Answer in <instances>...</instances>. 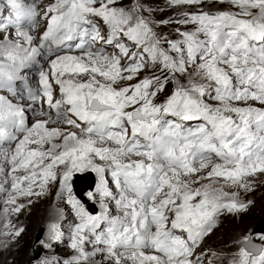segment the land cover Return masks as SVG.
Listing matches in <instances>:
<instances>
[{
    "label": "snow or ice",
    "instance_id": "obj_1",
    "mask_svg": "<svg viewBox=\"0 0 264 264\" xmlns=\"http://www.w3.org/2000/svg\"><path fill=\"white\" fill-rule=\"evenodd\" d=\"M165 3L156 19L145 0H0L5 249L25 231L9 217L55 187L71 255L51 254L52 220L34 264H264L252 228L198 251L264 174V0ZM88 171L95 213L73 191Z\"/></svg>",
    "mask_w": 264,
    "mask_h": 264
},
{
    "label": "rangeland",
    "instance_id": "obj_2",
    "mask_svg": "<svg viewBox=\"0 0 264 264\" xmlns=\"http://www.w3.org/2000/svg\"><path fill=\"white\" fill-rule=\"evenodd\" d=\"M145 3L153 8H165V11L153 12V16L156 19L167 18L174 15L175 10H167L166 3L162 0H145ZM229 8L230 6L227 4H212L205 6L204 10L214 12L218 10H228ZM171 27L175 26L171 25L168 27H161L160 29H158V31L161 34L167 33L170 32ZM111 50L113 51V49ZM90 173L92 174V178L94 181V190L97 182V177L95 173ZM73 181L74 176L72 183ZM253 186L254 191L249 193L241 192L240 195V198L243 200L251 199L254 201V205L250 208V210L246 214H242L238 220L231 214L223 215L221 217L222 222L220 224V227H218L211 236L205 239L202 248L198 249V251H203L204 249L214 250L216 248H222L223 250L229 251L230 249L227 248V245L231 240L236 238L239 232L248 230L249 228L254 229L264 221V174L257 175V178L253 181ZM228 190L234 191L235 189ZM88 192H86L84 195V199L88 203H85L86 207H92L88 209L93 213L98 212L97 205L94 204L91 200H88ZM31 199L33 200V203L31 205H28L25 208L21 209L18 214H14L9 217L12 224L17 227H23L25 231L18 239V242L11 245L7 249H5L3 247V244L0 243V264H34V255L36 252H40V255L46 254L45 251L39 246L38 238L39 240L46 238V225L52 220H59L61 226H63L62 231L64 232V243L59 244L58 247L55 246V252L51 254L62 258L68 257L67 252L65 251V249H63L65 248V244L67 242L65 232H67L72 221L71 213L68 212V207L66 206V204H63L62 201L56 200L55 187H53L52 190L45 196L39 197L38 199H36V197H32ZM3 207V194H0V230H3V218L1 217ZM57 209L64 210V219L59 218ZM4 239V237H0V241H3ZM205 264H207V262ZM213 264H220V262L213 260Z\"/></svg>",
    "mask_w": 264,
    "mask_h": 264
},
{
    "label": "water",
    "instance_id": "obj_3",
    "mask_svg": "<svg viewBox=\"0 0 264 264\" xmlns=\"http://www.w3.org/2000/svg\"><path fill=\"white\" fill-rule=\"evenodd\" d=\"M74 194L82 200L84 203L88 204L84 199V195L88 191H92L94 188V181L92 178V174L90 172H86L84 174H74V181L72 183ZM89 208H92L88 206ZM257 232H264V221L261 222L258 226L254 228ZM39 240V238H38ZM40 256V252H36L34 257L35 259Z\"/></svg>",
    "mask_w": 264,
    "mask_h": 264
},
{
    "label": "bare ground",
    "instance_id": "obj_4",
    "mask_svg": "<svg viewBox=\"0 0 264 264\" xmlns=\"http://www.w3.org/2000/svg\"><path fill=\"white\" fill-rule=\"evenodd\" d=\"M162 1H164L165 2V0H162ZM107 51H108V53L109 54H111L112 53V50L111 49H107ZM29 118L31 119V114L29 113ZM53 126V125H52ZM257 175H259V174H257ZM108 179H109V181H110V176L108 177ZM53 188V187H52ZM114 190V189H113ZM95 191V189L93 190V192ZM39 197H36V199H38ZM97 205V204H96ZM67 206V205H66ZM68 207V206H67ZM89 208V207H88ZM97 208H98V211H99V207H98V205H97ZM49 209V208H48ZM68 209H69V211L68 212H70L71 213V211H70V208L68 207ZM90 209V208H89ZM227 213H225L224 215H226ZM2 217V216H1ZM71 219H72V221H71V223L74 221V218L72 217V214H71ZM70 223V224H71ZM63 227V226H62ZM65 235H66V238H68V235H69V228H68V230H67V232H65ZM212 235V234H211ZM210 235V236H211ZM209 237V236H208ZM67 242H66V244H65V248H63V249H65V251L67 252V254H68V256L69 255H71V250L69 249V248H67ZM59 246V244L58 245H56V247H58ZM215 251H217V252H226L227 250H223L222 248H216V249H214ZM66 258V257H65ZM207 262V258L205 259V263Z\"/></svg>",
    "mask_w": 264,
    "mask_h": 264
}]
</instances>
